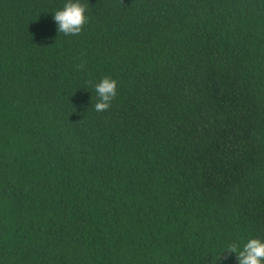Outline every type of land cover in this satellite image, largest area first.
Returning a JSON list of instances; mask_svg holds the SVG:
<instances>
[{
  "label": "trees",
  "instance_id": "1",
  "mask_svg": "<svg viewBox=\"0 0 264 264\" xmlns=\"http://www.w3.org/2000/svg\"><path fill=\"white\" fill-rule=\"evenodd\" d=\"M66 2L0 0V264H239L264 241V0H82L72 36Z\"/></svg>",
  "mask_w": 264,
  "mask_h": 264
},
{
  "label": "clouds",
  "instance_id": "2",
  "mask_svg": "<svg viewBox=\"0 0 264 264\" xmlns=\"http://www.w3.org/2000/svg\"><path fill=\"white\" fill-rule=\"evenodd\" d=\"M91 9L82 0H67L64 6L55 11L54 20L59 33L65 36L79 35L85 24L90 20ZM83 68L84 65H79ZM118 81L111 76H105L95 85L98 102L94 105L97 112L107 111L117 96ZM225 250L238 253L239 264H264V241L251 238L243 244L242 249L237 243H231ZM219 259V258H218Z\"/></svg>",
  "mask_w": 264,
  "mask_h": 264
}]
</instances>
